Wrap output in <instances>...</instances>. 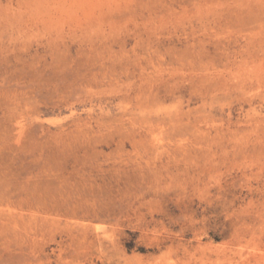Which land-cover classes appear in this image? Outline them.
Here are the masks:
<instances>
[{"label": "rangeland", "instance_id": "obj_1", "mask_svg": "<svg viewBox=\"0 0 264 264\" xmlns=\"http://www.w3.org/2000/svg\"><path fill=\"white\" fill-rule=\"evenodd\" d=\"M0 264H264V0H0Z\"/></svg>", "mask_w": 264, "mask_h": 264}]
</instances>
